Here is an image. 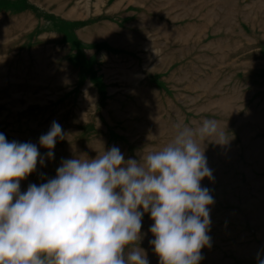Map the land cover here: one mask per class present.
Returning a JSON list of instances; mask_svg holds the SVG:
<instances>
[{"label": "rangeland", "instance_id": "1", "mask_svg": "<svg viewBox=\"0 0 264 264\" xmlns=\"http://www.w3.org/2000/svg\"><path fill=\"white\" fill-rule=\"evenodd\" d=\"M204 119L229 142L205 145L214 204L200 264H259L264 0H0V133L38 147L53 121L65 134L21 192L64 159L113 146L136 158ZM152 223L145 214L140 247L159 264Z\"/></svg>", "mask_w": 264, "mask_h": 264}, {"label": "clouds", "instance_id": "2", "mask_svg": "<svg viewBox=\"0 0 264 264\" xmlns=\"http://www.w3.org/2000/svg\"><path fill=\"white\" fill-rule=\"evenodd\" d=\"M64 138L56 121L39 147L0 133V264H149L140 247L145 214L159 264H200L214 204L201 184L213 177L205 145L229 142L216 120L176 124L168 143L136 158L113 146L95 158L64 159L54 178L21 192Z\"/></svg>", "mask_w": 264, "mask_h": 264}]
</instances>
